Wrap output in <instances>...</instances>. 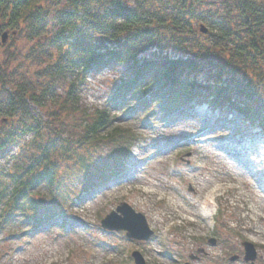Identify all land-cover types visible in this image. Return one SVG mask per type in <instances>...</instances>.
<instances>
[{
  "label": "trees",
  "instance_id": "1",
  "mask_svg": "<svg viewBox=\"0 0 264 264\" xmlns=\"http://www.w3.org/2000/svg\"><path fill=\"white\" fill-rule=\"evenodd\" d=\"M0 26L32 40L0 58V234L67 215L122 165L141 139L127 115L198 102L264 126V0H0ZM114 63L89 108V76Z\"/></svg>",
  "mask_w": 264,
  "mask_h": 264
},
{
  "label": "rangeland",
  "instance_id": "2",
  "mask_svg": "<svg viewBox=\"0 0 264 264\" xmlns=\"http://www.w3.org/2000/svg\"><path fill=\"white\" fill-rule=\"evenodd\" d=\"M4 32L7 38L2 42ZM22 34L0 26V58L5 63L14 60L15 51L31 48L32 40ZM124 69L114 63L92 73L83 91L84 103L92 109L105 106L113 81ZM188 106L168 116L155 115L145 126L140 119L125 116V124L141 139L122 166L109 163L117 174L107 182L97 180L94 188L74 199L66 220L55 218L51 227L35 230L28 226L1 232L0 264H133L135 250L142 252L147 264H250L243 260V241L256 245V263L264 264V194L216 149L217 142L200 143L209 129L220 132L225 127L196 116ZM216 112L208 114L221 120L230 115L244 127L253 123L234 109ZM226 131L234 132L231 126ZM209 198L214 211L205 217L202 205ZM122 202L146 216L154 230L150 240L129 239L125 231L101 226ZM235 255L240 258L230 261Z\"/></svg>",
  "mask_w": 264,
  "mask_h": 264
},
{
  "label": "bare ground",
  "instance_id": "3",
  "mask_svg": "<svg viewBox=\"0 0 264 264\" xmlns=\"http://www.w3.org/2000/svg\"><path fill=\"white\" fill-rule=\"evenodd\" d=\"M224 128V127H223ZM247 128V126H245ZM243 132V131H241ZM240 133V132H239ZM264 130L252 137L253 144L244 145L241 137H232L226 131V127L220 132L213 128L208 130L206 137L201 139L200 143H216V149L223 151L234 162L232 165L236 169H242L249 175L252 184L257 191L264 194ZM238 144V147H235ZM242 171V172H243ZM244 173V174H245ZM247 175V176H248ZM211 198L206 199L202 205L203 215H211Z\"/></svg>",
  "mask_w": 264,
  "mask_h": 264
},
{
  "label": "water",
  "instance_id": "4",
  "mask_svg": "<svg viewBox=\"0 0 264 264\" xmlns=\"http://www.w3.org/2000/svg\"><path fill=\"white\" fill-rule=\"evenodd\" d=\"M206 32V29H202ZM7 38V32L3 34V42ZM102 225L111 230H126L127 235L131 238L144 240L149 239L153 234L150 229L146 217L142 213L136 212L128 203H121L115 211H112L102 221ZM246 249L245 260H255L257 250L253 243L245 242ZM132 256L135 258L136 264H145V260L140 252L135 251Z\"/></svg>",
  "mask_w": 264,
  "mask_h": 264
},
{
  "label": "flooded vegetation",
  "instance_id": "5",
  "mask_svg": "<svg viewBox=\"0 0 264 264\" xmlns=\"http://www.w3.org/2000/svg\"><path fill=\"white\" fill-rule=\"evenodd\" d=\"M255 264H258V263H255Z\"/></svg>",
  "mask_w": 264,
  "mask_h": 264
}]
</instances>
